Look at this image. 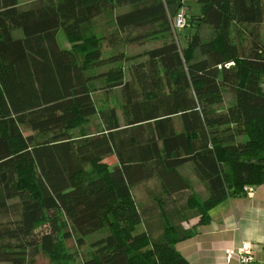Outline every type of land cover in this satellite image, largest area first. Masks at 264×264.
I'll return each mask as SVG.
<instances>
[{"label": "trees", "instance_id": "1", "mask_svg": "<svg viewBox=\"0 0 264 264\" xmlns=\"http://www.w3.org/2000/svg\"><path fill=\"white\" fill-rule=\"evenodd\" d=\"M195 3L197 15L176 30L189 31L180 47L171 19L181 0H35L27 9L0 0V264H32L38 253L56 264H188L174 245L193 231L180 222L194 215L205 225L216 205L263 183L264 0ZM151 41L161 43L114 51ZM224 88L232 102L218 108ZM185 165L203 200L179 173ZM152 179L158 193L137 207L132 189ZM183 198L176 224L163 218L155 237L134 234ZM99 232L79 261L64 247Z\"/></svg>", "mask_w": 264, "mask_h": 264}, {"label": "crops", "instance_id": "2", "mask_svg": "<svg viewBox=\"0 0 264 264\" xmlns=\"http://www.w3.org/2000/svg\"><path fill=\"white\" fill-rule=\"evenodd\" d=\"M181 208L176 206L177 210ZM208 217V223L202 226L196 225L194 215L180 222L184 229L193 231L188 239L176 244V252L188 264H237L234 259L225 261L223 251L235 249L242 242L252 247V264H264V181L252 187L250 196L222 201L208 212Z\"/></svg>", "mask_w": 264, "mask_h": 264}, {"label": "rangeland", "instance_id": "3", "mask_svg": "<svg viewBox=\"0 0 264 264\" xmlns=\"http://www.w3.org/2000/svg\"><path fill=\"white\" fill-rule=\"evenodd\" d=\"M35 0H18V4H19V8L21 9H27L29 8V6L32 4V2ZM182 3V9L184 10V20L188 19V18H192L195 15H197L198 12V6L195 3V0H181ZM199 35L201 37V39H208L211 36V32L210 30L205 27L202 26L199 30ZM259 32H260V39L262 41V44L264 46V24L260 25L259 27ZM189 31H185V29L181 30V31H176L174 30V33L172 34V38L175 41V43H178V45L180 47L184 46V42L187 40V35H188ZM232 36V34L230 33V37ZM57 43L59 44V46H63V47H68L69 45L68 43L65 41L63 35L58 32L57 34ZM161 43V41H151L146 43L145 45L142 46H123V47H119L117 49H115L114 51H122L125 54H135V53H140L143 50L149 49L151 47H155L158 46ZM114 51H112L114 53ZM123 68H126L128 63H121ZM113 66V65H111ZM263 90H264V84L262 85ZM114 96H117V93L114 91ZM99 100L104 101L103 100V96L102 97H98ZM232 102V94L231 91L229 89L224 88L222 90V100H221V104L218 105V108H224L226 107L228 104H230ZM105 104V103H104ZM105 106H112L111 104L107 103L105 104ZM116 108V115L119 119V124L121 123V115H120V110H119V105L113 106ZM100 127L99 122L96 118H90L88 124L86 125V130L88 131V133H93L96 130H98ZM77 130L72 131V135L73 136H77L78 134ZM103 163H105L107 166H112L115 164V160L113 159V157H107ZM92 172L91 168H86L84 170V173L86 175H90ZM179 173L186 178L189 183H190V188H191V192L195 194V196L200 199L203 200L205 198V192L202 188V186L193 178L192 174H191V167L189 165H185L182 168L179 169ZM158 188H157V182L155 180H150L148 182L142 183L136 187H134L131 191V197L134 201V204L139 207V205H148L150 204L149 201L151 200L152 196L156 195L158 193ZM190 194V192H189ZM184 198L183 199H177L176 200V205L167 208L164 211V216H161L160 214H155L153 216H150L148 218L142 219L141 223H139L136 227H135V233H139L143 230H147L148 234L152 235L153 237H155L161 227H162V221L166 218L167 220L171 223V224H176L177 221L179 220V211L176 209L177 207H184ZM164 218V219H163ZM46 229L43 228L41 229V232L45 231ZM105 233L104 232H99L96 233L90 237H88L87 239H85L84 245L82 247L76 248L75 247V243L74 240L68 239L66 241H64V247L66 249H68L71 253H75L77 261H79L84 255L85 253L89 250L88 247V243L100 236H104ZM179 243V242H178ZM177 244V243H176ZM176 244L174 245V249L176 250ZM32 264H56L55 262H52L48 259V257L43 256L42 254L38 253L34 258H33V262Z\"/></svg>", "mask_w": 264, "mask_h": 264}, {"label": "built area", "instance_id": "4", "mask_svg": "<svg viewBox=\"0 0 264 264\" xmlns=\"http://www.w3.org/2000/svg\"><path fill=\"white\" fill-rule=\"evenodd\" d=\"M184 10L180 9L171 19L172 30H179L184 26ZM244 196H250L252 187H243ZM224 260L234 259L237 264H252V247L249 243L242 242L235 249H226L223 251Z\"/></svg>", "mask_w": 264, "mask_h": 264}]
</instances>
